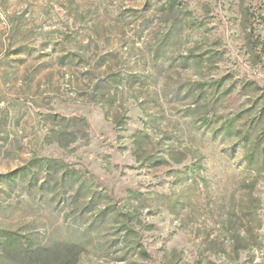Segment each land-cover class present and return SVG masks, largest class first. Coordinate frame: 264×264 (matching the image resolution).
<instances>
[{"label": "rangeland", "instance_id": "obj_1", "mask_svg": "<svg viewBox=\"0 0 264 264\" xmlns=\"http://www.w3.org/2000/svg\"><path fill=\"white\" fill-rule=\"evenodd\" d=\"M4 241L264 264V0H0Z\"/></svg>", "mask_w": 264, "mask_h": 264}, {"label": "trees", "instance_id": "obj_2", "mask_svg": "<svg viewBox=\"0 0 264 264\" xmlns=\"http://www.w3.org/2000/svg\"><path fill=\"white\" fill-rule=\"evenodd\" d=\"M0 264H24L16 249L6 241L0 243Z\"/></svg>", "mask_w": 264, "mask_h": 264}]
</instances>
